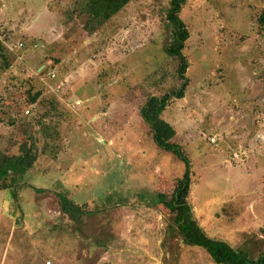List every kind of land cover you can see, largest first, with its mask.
<instances>
[{
    "label": "rangeland",
    "instance_id": "obj_1",
    "mask_svg": "<svg viewBox=\"0 0 264 264\" xmlns=\"http://www.w3.org/2000/svg\"><path fill=\"white\" fill-rule=\"evenodd\" d=\"M72 2L0 0V40L13 53L0 75V147L28 122L36 130L38 120L37 131L48 125L51 134L36 133L47 149L24 176L48 190L25 186L19 206L10 190H0V264H215L203 248L184 244L170 230L167 235L165 207L156 197H168L185 164L157 149L138 113L149 95L177 83L176 62L163 50L169 0H132L92 34L69 17ZM263 5L185 1L180 17L189 30L183 49L188 85L184 98L162 114L191 162L188 203L198 223L252 256L264 251V31L255 24ZM28 90L42 92L41 107L26 105ZM17 99L25 119L15 113ZM58 191H68L76 204L108 193L116 200L127 196L125 207L106 208L83 227L89 240L92 233L115 241L112 252L78 240L74 224L59 213ZM134 213L144 220L141 229L122 222ZM141 231L148 253L117 252L129 250L127 235Z\"/></svg>",
    "mask_w": 264,
    "mask_h": 264
},
{
    "label": "trees",
    "instance_id": "obj_2",
    "mask_svg": "<svg viewBox=\"0 0 264 264\" xmlns=\"http://www.w3.org/2000/svg\"><path fill=\"white\" fill-rule=\"evenodd\" d=\"M132 0H73L69 17L79 20L83 30L92 34L99 31L103 25L117 13H119ZM186 0H169L164 11L165 40L163 43L164 52L176 62L175 76L177 83L167 87L159 94L149 95L139 106L138 113L140 118L149 126L150 135L157 149L172 153L176 158L184 161L185 169L181 176L177 177L172 184L168 194L159 193L156 201L165 207L164 214L169 224L168 230L176 233L184 244L203 248L214 261L215 264H264V251L258 250L255 256L254 251L247 250L238 246L231 245L227 240H219L209 236L198 223L193 214L191 205L188 203V196L191 186V162L184 153L183 148L173 138L177 133L174 126L162 117L166 107L172 100L184 98L185 90L188 85L186 71L188 60L183 52L185 43L189 38V30L180 17V10ZM255 24L260 31H264V5L256 14ZM13 58V53L2 44L0 40V75L8 69ZM42 66V64H41ZM40 66V67H41ZM54 74H52V77ZM41 91L31 93L27 91L26 105H43ZM40 98V99H39ZM19 100H15L17 106L16 115L18 119L27 118L24 109L19 106ZM56 107V106H55ZM54 108V106H53ZM26 111V110H25ZM28 112V110H27ZM26 112V113H27ZM42 116H49L48 111L43 112ZM16 118V116H14ZM9 122L10 125L16 124V119ZM15 121V122H14ZM38 121V120H37ZM36 121L35 126H39ZM51 123V122H50ZM57 124V123H56ZM46 124L40 126L37 131L31 128V124L21 125V128H14L11 136L7 138L6 144L0 147V190H10L12 199L19 206L20 191L28 184L24 176L30 170L38 157L40 151H46V146L39 145L36 140V133L43 132V135L51 136ZM16 127V126H15ZM53 127H56L55 125ZM32 129L30 131V129ZM55 134V133H53ZM36 192H45L47 188L34 187ZM58 197L59 213L66 216L74 225L75 231L80 233L86 242H93L101 249H106L109 244L108 239H93L96 235L90 233V240L83 232L86 219L92 218L96 213L124 204L122 198L116 200L112 194L108 193L100 201L84 202L76 204L69 196L68 191L56 192ZM111 196L112 201L107 197ZM124 201V202H122ZM163 215V216H164ZM47 261V260H46ZM45 261V262H46Z\"/></svg>",
    "mask_w": 264,
    "mask_h": 264
},
{
    "label": "crops",
    "instance_id": "obj_3",
    "mask_svg": "<svg viewBox=\"0 0 264 264\" xmlns=\"http://www.w3.org/2000/svg\"><path fill=\"white\" fill-rule=\"evenodd\" d=\"M108 140H110L109 142L107 141V145L108 146H111L112 144H113V142H111V141H114L113 140V137H111L110 139H108ZM140 155H142V151H141V154L139 153V155L137 156L138 158H139V156ZM129 161V163H131L130 161V159L128 160ZM139 162V160L137 159L136 161H135V163H138ZM128 163V164H129ZM130 165V164H129ZM132 166H133V168L135 169V171H138V170H136V168H135V166H134V164H132ZM129 170H131V167H127ZM134 177V176H133ZM135 179H138L137 180V184H141V176L140 175H138L137 177H134ZM156 184H158L157 182H156ZM63 188V187H62ZM135 188V187H134ZM136 189V188H135ZM125 197H127V196H124V197H120L119 196V198H122V199H124L125 200ZM127 201H125V203L123 204V206L122 205H120V206H122V207H125L124 205H126L127 203H126ZM121 207V208H122ZM116 209H118V208H115L114 210L116 211ZM122 209H124V208H122ZM144 210L146 211V208H144ZM101 212H99V213H96L94 216H96L97 214H100ZM128 220H131L132 221V224L134 223L135 225H134V228L133 229H141L142 228V226H141V222L142 221H144L143 220V218L142 217H140L138 214H136V213H134V216L132 217V218H128V219H125L124 217H122V222L124 221H128ZM130 221V222H131ZM78 232V231H77ZM136 235V236H135ZM135 235H127V237H126V241H125V245H129V250H126V249H123V250H120L119 249V247H117V249H118V251L117 252H119V253H121V252H131V253H141V257H142V254H145V253H148L149 251H148V248H147V238L142 234V231L141 232H137V233H135ZM138 235H140V237H139V239H137V241H135L134 242V240H133V238H135V240H136V237H138ZM120 236V235H119ZM121 237V239H123V236L121 235L120 236ZM77 238H78V240H80L81 238H82V235H77ZM125 240V239H124ZM111 241V239L109 240V244H108V246H107V248L106 249H104V252H112V247H113V245H114V243H115V241H113V242H110ZM161 238L160 239H158L157 240V244L159 243V246L161 245ZM89 248H93V247H98V246H96L93 242H84ZM117 243H118V241H117ZM119 244V243H118ZM117 245V244H116ZM88 248V250H92V249H89ZM117 252H113V253H117ZM135 259H137V258H135Z\"/></svg>",
    "mask_w": 264,
    "mask_h": 264
},
{
    "label": "built area",
    "instance_id": "obj_4",
    "mask_svg": "<svg viewBox=\"0 0 264 264\" xmlns=\"http://www.w3.org/2000/svg\"><path fill=\"white\" fill-rule=\"evenodd\" d=\"M26 112H27V110H26ZM46 264H52V263H51L50 260H47V261H46Z\"/></svg>",
    "mask_w": 264,
    "mask_h": 264
}]
</instances>
